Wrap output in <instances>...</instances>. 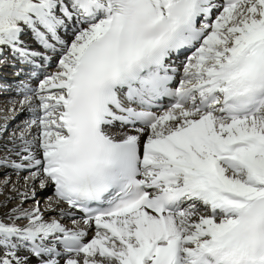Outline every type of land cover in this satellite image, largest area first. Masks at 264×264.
Masks as SVG:
<instances>
[{"label": "snow or ice", "instance_id": "1", "mask_svg": "<svg viewBox=\"0 0 264 264\" xmlns=\"http://www.w3.org/2000/svg\"><path fill=\"white\" fill-rule=\"evenodd\" d=\"M0 264H264V0H0Z\"/></svg>", "mask_w": 264, "mask_h": 264}]
</instances>
